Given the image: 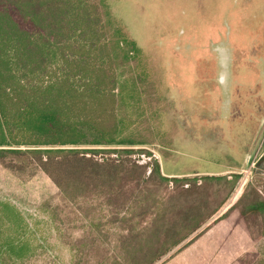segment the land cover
Wrapping results in <instances>:
<instances>
[{
    "label": "trees",
    "instance_id": "obj_1",
    "mask_svg": "<svg viewBox=\"0 0 264 264\" xmlns=\"http://www.w3.org/2000/svg\"><path fill=\"white\" fill-rule=\"evenodd\" d=\"M102 7L101 0H0V163L35 165L75 207L85 232L72 247L73 264H157L236 210L238 225L249 234L259 225L250 236L264 240V198L243 174L168 178L157 161L130 158L150 156L121 138L128 123L117 110L133 90L115 69L139 50L119 31L108 34ZM100 200L106 219L94 216L92 201ZM5 225L26 232L20 212L1 204L0 264L29 257L28 242L3 234ZM239 262L264 264V248Z\"/></svg>",
    "mask_w": 264,
    "mask_h": 264
},
{
    "label": "rangeland",
    "instance_id": "obj_2",
    "mask_svg": "<svg viewBox=\"0 0 264 264\" xmlns=\"http://www.w3.org/2000/svg\"><path fill=\"white\" fill-rule=\"evenodd\" d=\"M101 3L108 34L119 31L139 50L115 69L133 90L117 110L128 123L121 138L141 143L128 149L150 156L130 158L139 165L157 161L168 178L243 174L264 198V0ZM92 202L99 208L94 216L108 218L104 200ZM1 204L13 206L26 225L24 236L7 225L1 232L30 247L29 257L8 264L74 263L72 247L85 223L35 165L0 163ZM238 219L236 210L210 221L192 243L157 264H240L258 257L264 240L250 235L261 227L251 224L249 234Z\"/></svg>",
    "mask_w": 264,
    "mask_h": 264
}]
</instances>
